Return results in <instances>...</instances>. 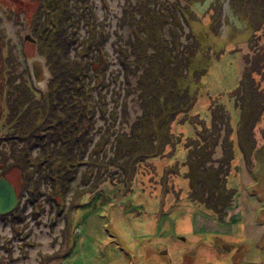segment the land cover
Instances as JSON below:
<instances>
[{
  "label": "rangeland",
  "instance_id": "obj_1",
  "mask_svg": "<svg viewBox=\"0 0 264 264\" xmlns=\"http://www.w3.org/2000/svg\"><path fill=\"white\" fill-rule=\"evenodd\" d=\"M91 1L97 15L91 19L102 20L109 30L116 27L124 0ZM155 1L165 4L167 0H150L147 6ZM36 9L35 0H0V176L12 183L18 206H23L22 221L9 222V213L0 219V264H264V99L256 97V92L264 96V0H190L183 12L188 22L171 20L183 22L182 42L196 41L188 58L189 72L177 86L187 89L195 101L188 114H177L169 125V133L180 140L174 150L172 135L166 138L157 122L151 123L143 132L157 136L150 137V143L157 144L150 153L156 155L139 165L131 163L127 176L118 163L110 161L122 159L127 141L123 139L121 151H115L114 134L101 138L96 152L105 155L102 165L80 164L63 195L51 192L48 200L40 194L32 204L22 189V172L8 167L12 160L3 161L2 154L8 153L11 141L5 144L4 139L13 132L14 119L7 121L10 73L19 77L16 82L22 81L34 98L45 90L48 79L29 29ZM215 22H220L216 30ZM166 28L163 32L168 37ZM85 29L81 26L79 31ZM119 32L126 37L129 28L121 26ZM109 40L105 47L112 52ZM257 61L262 68L250 74L258 88L245 90L241 102L239 89H232L249 64ZM109 68H119L113 52ZM129 76L133 85L135 76ZM137 92L131 90L123 100V118L112 116L106 123L129 132L140 113ZM253 99L257 104L253 105ZM225 114L226 123L220 120L217 131L212 125L219 116L226 118ZM104 122L97 118L96 126ZM187 137L192 138L190 144L185 143ZM36 151V147L31 150ZM203 162L210 167L201 171ZM215 172L220 177L219 184H214L216 198L207 195L204 201L215 208L226 187V195H234L233 208L216 215L227 223L233 215L239 233L229 234L226 225L220 228L226 233L214 234L213 229L219 231L213 220L196 218V225L191 224V216H216L201 202L205 187L216 180ZM222 244L236 248L225 251Z\"/></svg>",
  "mask_w": 264,
  "mask_h": 264
},
{
  "label": "trees",
  "instance_id": "obj_2",
  "mask_svg": "<svg viewBox=\"0 0 264 264\" xmlns=\"http://www.w3.org/2000/svg\"><path fill=\"white\" fill-rule=\"evenodd\" d=\"M35 1L37 9L29 29L50 75L45 90L39 91V97L34 98L22 81L16 82L19 77L10 73L7 79L10 87L6 98L7 121L14 119L13 132L5 137V144L7 139L11 143H7L8 153L2 154L3 161L7 158L12 160L8 167L14 166L22 172V189L24 193L28 192L27 198L32 204L40 194L48 200L51 192L63 195L76 177L80 164H91V167L102 165L105 155L96 152L101 138L114 134L111 145L115 151L122 147L123 139L127 141L123 144L125 151L122 159L117 162V158H110L111 162L118 163L123 175L128 176L131 163L139 165L151 155H156L150 151L157 144L150 143L152 135L144 133V127L157 122L165 137L171 138L169 125L172 120L177 114H188L192 109L194 96L187 89H177V86L189 72L188 58L193 50L192 44H196L195 38L182 42L183 22L171 21H179L180 18L186 21L183 12L190 0H167L165 4L155 1L150 6H147L150 0H138L133 4L124 0L116 21L118 27L111 30L105 27L102 20L91 19L97 18L91 0ZM216 11L220 21V8ZM87 15L88 19L84 20ZM219 24H213L214 30ZM125 25L129 28L126 37L119 32V27ZM164 25L167 26L168 37L163 32ZM81 26L86 27L83 33L79 31ZM108 40L119 64L118 69L109 68L112 52L105 47ZM260 68L259 61L253 65L251 62L237 80L232 91L239 89V101L242 102L245 90L253 91L248 90L249 87L258 88L250 73L258 72ZM131 74L135 76L133 85L130 83ZM133 89L138 90L136 98L140 113L134 118L130 131L122 132L118 127H112L113 123H106V119L112 116L115 119L117 115L123 118L126 112L123 100ZM108 91L109 99L106 97ZM256 94L258 99H264L259 92ZM111 101L113 106L110 107L108 103ZM253 102L254 105L258 101L253 99ZM256 109L253 108L254 113ZM225 116L222 119L219 116V121L212 125L217 131L220 128L218 122L226 123L228 116ZM97 118L105 122L96 126ZM180 119L183 121L182 117ZM256 120L257 116L252 123ZM95 134H98L96 140ZM173 137L174 150L180 140ZM186 139L188 142L185 143L190 144L192 138ZM145 146L147 152L140 150ZM34 147L37 148L36 153L31 152ZM209 167L203 162L199 169L204 171ZM214 178L216 180L213 179L211 185L205 187L206 195L201 202L221 214L225 207L230 206L234 195L227 196L225 187L221 199L227 197L226 201L220 199L215 208L208 205L204 200L217 195L214 184L217 181L219 184L218 173L215 172ZM18 205L9 213V222L22 221L23 206ZM6 215L0 214V219L5 220Z\"/></svg>",
  "mask_w": 264,
  "mask_h": 264
},
{
  "label": "water",
  "instance_id": "obj_3",
  "mask_svg": "<svg viewBox=\"0 0 264 264\" xmlns=\"http://www.w3.org/2000/svg\"><path fill=\"white\" fill-rule=\"evenodd\" d=\"M36 55H38V57L41 58L42 63H45L43 56H41L40 54H36ZM35 62L37 63V61ZM32 68L35 74V69H36L35 63L34 65L32 64ZM44 68L46 70L47 78H48L50 74L47 70L46 65H44ZM16 204H17V197L12 183L4 176H0V214H6L10 212L12 209H14Z\"/></svg>",
  "mask_w": 264,
  "mask_h": 264
},
{
  "label": "crops",
  "instance_id": "obj_4",
  "mask_svg": "<svg viewBox=\"0 0 264 264\" xmlns=\"http://www.w3.org/2000/svg\"><path fill=\"white\" fill-rule=\"evenodd\" d=\"M233 201H234V196H233V198H232V200H231V202H230V206H227V207H225L224 209H223V211H222V214H223V212L226 210V209H231V208H233ZM194 203H197V202H194ZM197 212H201V211H198L197 210ZM219 215L218 213H215V215ZM222 214H221V216H222ZM208 213H205V216H203V217H199V216H191V224L192 225H196V218H198V220H203V219H207V221L208 220H213V221H215V223H216V230H218L219 232H215L214 230L215 229H213V232H214V234H216V233H222V232H224V230H222V229H220V228H223V226L225 227L226 225V227H227V229H228V232H229V234H232V233H239L241 230H237V228L235 227V226H233L234 225V223L235 222H237L236 220H233L232 221V217H233V215H230V218H229V221H228V223L227 222H223L222 220H223V218L222 217H220V216H218L217 217V215L216 216H214V217H212V216H210L209 215V218H208ZM190 218V217H189ZM194 220V221H193ZM206 221V220H205ZM228 224L229 225H231V227L230 228H228ZM195 228V227H194ZM210 231V230H209ZM195 232V231H194ZM227 232V231H226ZM226 232H224V233H226ZM209 243V242H208ZM230 246L232 247H235L233 244L232 245H229V244H222V245H220V247L223 249V250H227V251H229L230 250ZM240 246L238 245L237 246V248H239ZM236 248V247H235ZM192 256H194V254L192 255ZM197 255H195V257H196ZM217 260H218V258H217ZM211 262H216V261H211ZM211 262H207L206 264H210ZM213 263V264H214Z\"/></svg>",
  "mask_w": 264,
  "mask_h": 264
},
{
  "label": "flooded vegetation",
  "instance_id": "obj_5",
  "mask_svg": "<svg viewBox=\"0 0 264 264\" xmlns=\"http://www.w3.org/2000/svg\"><path fill=\"white\" fill-rule=\"evenodd\" d=\"M0 80H1V83H2L3 79L1 78ZM1 83H0V84H1ZM1 88H2V84H1V86H0V92H1ZM13 187H14V186H13ZM14 190H15V187H14ZM15 194H16V197H17V204H18L19 201H18V194H17L16 190H15ZM17 204H16V206H17ZM16 206H15V207H16ZM15 207H14V209H15ZM14 209H12V210H14ZM12 210H11V211H12ZM11 211H10V212H11ZM10 212H8V213H10ZM8 213H6V214H8Z\"/></svg>",
  "mask_w": 264,
  "mask_h": 264
}]
</instances>
